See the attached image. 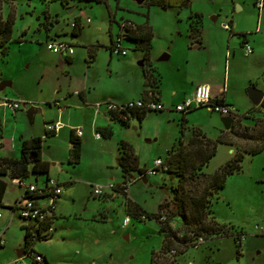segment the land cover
I'll use <instances>...</instances> for the list:
<instances>
[{
	"label": "rangeland",
	"instance_id": "rangeland-1",
	"mask_svg": "<svg viewBox=\"0 0 264 264\" xmlns=\"http://www.w3.org/2000/svg\"><path fill=\"white\" fill-rule=\"evenodd\" d=\"M69 1L70 5L67 6L66 2L62 3L60 0H0V17L6 19L12 15L14 18L8 51L4 55L0 54V81L11 80L12 84L0 90V96L3 99L5 93H8L9 98L21 102L25 117L19 122L18 130L21 134L25 135L27 131H32L35 135L44 132L42 115L55 116V106L50 105V102L54 103L55 99H59L55 88L59 85L66 87L70 82L62 65L59 69L48 67V79L41 77L45 64L41 63L39 52L48 66L55 65L59 57V53L50 50L46 43L45 27L49 13L58 18V21H55L58 30L71 32V21L75 14L81 12L83 27L81 32L75 35L79 43L73 45L77 53L85 51L84 47L90 44L89 42H101L102 46L92 66L93 75L95 73L99 79L97 92L100 93L105 89H118L123 81L121 73H124L126 82L128 78H132V84L136 81L135 72L143 75V65L140 62L144 61L145 54L141 50H134L135 42L131 39L122 37V47L127 50V54L113 52L110 62V50L105 46L111 43L110 20H113L115 13L116 20L112 22L115 38L123 31L117 22L122 24L130 21L135 25L148 23L152 27V47L145 65L149 68L153 61L155 66L167 69L173 65L177 52H181L184 41L190 40V14L195 8H200L204 11L203 36L215 43L222 41L224 46H228V39L231 37L227 56L229 60L225 64L224 77L221 73L219 80L225 84L229 98L238 104L240 111L249 115L242 123L252 125L253 117H264V108L259 104L253 105L248 96V90L252 86L264 91V0L261 8L256 5L258 0H192V4L182 6L176 3L148 4L146 0L141 3L136 0ZM72 6H75L73 11L70 9ZM231 19L237 29L232 35L230 30L224 27V23L230 22ZM243 29L252 32L249 37L256 48L254 53L247 54L241 45L242 36L238 33ZM18 37L26 39L15 40ZM171 52V58L160 59ZM73 66L72 72L82 74L86 62L82 60ZM222 68L223 65L220 64L219 69ZM177 81L178 78L172 76L171 84L174 85ZM73 83L74 79L71 80V84ZM31 106L36 110L33 122H30L27 116V110ZM12 112L10 109L11 115ZM179 113L181 117L182 113ZM151 120L150 117L147 118L143 125L148 130L150 127L158 129L160 134L156 135V139L148 140L150 135L140 132L138 123L135 124L138 131L133 127L129 130H119L118 133L122 132L133 138L139 163L149 168L153 165L154 158H165L167 150L172 148L175 134H180L182 128L173 118ZM188 124L186 134L192 131L193 125H201L203 132L213 139L222 133L221 128L224 126L221 114L212 112L207 107L193 111ZM227 136L241 147L251 144L233 133ZM117 139L118 135L115 134L111 140H107L113 144L103 146V151H115ZM89 141L86 158L88 163L81 165V168L77 167L80 173L77 171L75 174L77 180H85L88 183L77 184L75 202L72 196L66 195L69 187L65 188L67 198H63V204L66 213L55 219V229L49 238L36 241L35 250L46 255L49 264H151L152 253L159 251L162 246L163 233L160 232V222L155 218L142 219L129 213L130 221L125 227L123 221L127 215L126 196L122 193L114 197L92 194L90 184H102L105 182L104 177L106 181L110 180L109 176L113 172L111 173L109 168L106 169L103 163L93 165L95 140L91 138ZM60 147L63 151L62 145ZM48 150L46 147V151ZM235 151V146L218 143L216 154L203 171L213 174ZM241 164V169L229 174L225 185L210 198L211 214L215 216V220L229 227L234 234L238 233L240 240H236L231 234H211L208 239L189 246L178 256L177 264H264V149L255 154L246 152ZM57 173L61 177L65 175V171L61 170L58 164L52 166V175ZM117 174L121 176L119 171ZM133 175L135 178L129 183V197L147 212H156L178 182L177 176L162 170L147 175V181L138 173L134 172ZM205 182L206 178L201 176L198 181L188 182L185 186L200 193ZM21 191L22 189L13 185L9 179L6 204L0 206V213L3 215L0 218V234L4 240V245H0V264L32 263L31 255L18 253L25 247V230L21 221L14 218L9 223L12 216L10 206ZM173 226L182 231L180 222L173 221ZM171 254L173 253H168L161 260L170 259ZM40 264H45V261Z\"/></svg>",
	"mask_w": 264,
	"mask_h": 264
},
{
	"label": "crops",
	"instance_id": "crops-1",
	"mask_svg": "<svg viewBox=\"0 0 264 264\" xmlns=\"http://www.w3.org/2000/svg\"><path fill=\"white\" fill-rule=\"evenodd\" d=\"M66 3L67 6L70 5L69 0ZM189 4H192V0H190ZM74 9L75 6H72V11ZM195 13H199L201 15V25H200L201 30L199 33L193 35L190 32V23L192 21L191 17ZM47 16L48 17L46 18V27H45L47 31L46 43L47 41L52 39L67 41L72 46L75 45L76 43H79L75 39L77 37H75V35L72 34V29L74 27V23L76 19L83 27V18L80 11L79 13L74 15L73 21H71L70 24V26L72 27L71 32H69L68 30H63V31L58 30L57 26L55 25V21L57 22L58 18L52 16V14L50 13ZM203 18H204V11L202 9L195 8V10H192V14H190V22H189L190 42L184 41L182 50L181 52L179 51V53L177 52L176 58L174 59L173 65L171 67L167 69L166 68L163 69L161 67L155 66L153 64V61H151L152 62L151 66H153L155 73L160 76V83L158 87L145 84L146 79L143 69V75H140L139 72H135L134 77L136 81H133L134 84H132L130 81V79L132 78L130 79L128 78L126 82L125 79L123 78L124 73H121V78L123 81L121 82L120 86L118 84L119 86L118 89H105L100 93L97 92L99 79L95 76V73L93 75L92 66L96 62L98 52L100 51V46L97 48L91 60L88 49V45L90 44L101 43L97 40H96L97 42H89L90 44L85 45L84 47L85 51H81V53H77L75 50L71 55H63L57 53L59 57L56 59L55 65L51 64L48 66L46 64L47 62L44 59L42 53L39 52L38 56H40L41 58L40 61H42L41 62L42 64H45V67L41 70L42 78L46 77L48 79L49 76L48 67H54L59 69L61 68L62 65L64 67L63 70L67 72L69 76L70 82L67 84L66 87L59 85L57 86V88H55L59 95V99H55L54 103H51L49 100L50 105L55 106V116L46 117L42 115L41 119L44 126L43 128L44 132L37 135L33 134L32 131H27L25 135L21 134L22 132H19L20 131L18 130L19 122L25 118L24 113L21 110V106L18 109L15 110L12 109L13 112L11 115L10 114L11 108L4 104L5 99L9 98L8 93H5L3 99L0 96V129L2 130L3 135L5 137V146L3 150L0 152V168L6 171V173H0V179L6 181L7 183L6 190L4 192L2 199L3 205L5 206L6 204L5 196L9 186V179H11V183L13 185L20 187L22 189L21 193L15 197V201H16L25 192V185L27 183H35L38 186H43L46 184L48 178H54L61 184L62 187V192L56 200V207L54 210L53 217L50 220V223L53 225L54 228L55 219H57L59 215H64L66 213L65 206L63 204V198L65 197L67 198V196L68 197L72 196L75 202L74 193L77 188V184L82 183L85 185L88 183L85 180H77L75 178V174L77 173V171L79 172L80 170L77 169V167L79 168L81 165L84 166L85 163H88V161H86V158H87V144L90 143L89 140L91 138L95 140L94 141L95 157L94 160L92 161L93 165H99V163L100 164L103 163L102 165L105 166L106 169L109 168V171H111V173L113 172V174H110L109 176L110 180L106 181L104 177L103 180L105 182H103L102 184L106 185L109 184L110 182H113L117 185L122 184L124 181V176L122 174L121 167L118 165V157L121 154L119 142L123 139L130 142L134 147V149L135 146H134L133 138L123 134L122 132L118 134L119 130H123V129L129 130L130 128L134 127L138 131L135 125L136 123H138L140 126L139 127L140 132H143V134L146 135L147 134L150 135V138L148 140H152L153 138L156 139L157 138L156 135L157 134L159 135L160 132L158 131L157 128H153L155 129V131L151 127L150 130L144 128L143 123L147 118L150 117V119H152L151 121L173 118V120L174 121L177 120V122H179L178 124H180L182 127L181 120L183 117H185V127L183 128L184 132L182 133V128H180L179 131L180 134H175L173 138L174 141L172 142L171 147L178 144V140L180 137H182L184 142H187L193 133L191 131L189 134H186V129L189 128L188 122L190 119V114L198 109L204 107H207L209 109V107L200 106L191 109L188 112H181L175 110L174 106L177 103H180L185 97L192 94L197 84L200 83L209 84L211 87V95L214 100H223L224 102L233 105L236 108L238 114L242 113L238 107V104H235L233 100L229 98L228 90L225 84L220 82L219 80V76L221 73H223V77H224L225 64L226 61L229 60V57L227 56L230 51L231 37H229L228 39L229 41L228 46H224L225 44L222 41H220L219 43H215L211 41L210 38H206L205 36H203V27H202ZM115 20H116V13L113 16V20L112 21L110 20L111 43L105 46V48L110 50V62L112 61V57H113V51L111 50L110 46L112 44V41L115 39L114 25L112 22H114ZM230 21L233 32L237 31V29L233 25V19H231ZM117 23L119 25V28H121L120 22ZM136 25L133 24V26ZM42 26L43 25L41 23V27ZM241 32L247 33L246 37L240 40L242 47L244 48L243 46L244 43L248 42L253 47L252 53H254L256 48L255 45L251 42V37H249V34H251L252 32H248V30H244V29L241 30ZM25 39L26 38H23V40ZM122 42H123V38H122ZM134 50L143 51L142 49H136L135 47ZM172 55L173 52H171L170 55H168V57L165 59L171 58ZM164 57L165 56H162L160 57V59H164ZM82 60H85L86 62L84 72L82 74L79 72H74V71L72 72L74 63H78ZM220 64L223 65L222 69H219ZM172 76H176L178 78L177 83H175L174 85H172L170 82ZM73 79L75 83L71 84V80ZM124 89L127 91H124ZM139 98H154L162 102L166 106V109L160 111L148 110L144 114L143 118H139L137 114L138 110L133 111L129 120L126 121L127 124H123L121 121H119L114 117V114L111 111H109V109L105 104L107 101L125 103L129 100H135ZM97 104H100V106L97 107ZM35 112L36 110L34 108V115ZM179 112L182 113L181 117L179 116L180 114ZM9 114L11 115L12 118L10 117ZM221 116L223 117L225 115H221ZM35 117L36 115L33 117V119H35ZM53 121H60L62 123V127L57 131H49L46 125L48 122H53ZM77 126L82 127V131L80 133H77L75 131V127ZM222 127H223L221 128L222 131L228 130L224 126ZM194 128L200 129L204 134L206 133L203 132L204 130L201 127V125L200 126L193 125V129ZM97 133L100 134L99 137L97 136ZM115 134L118 135L116 150L115 151L111 150V152H104L103 146L112 145L113 143L107 140H111ZM33 136H41L43 138L42 160H44L47 163V171L36 172L32 169L33 163H31L29 165L30 173L28 177H24V178L15 177V178H20L22 180V184L19 185L13 181L14 177H12V175L10 174V170L5 167L3 162H5V160L8 158H19L21 155V147L23 140L30 139ZM72 136H76L82 140L81 158L78 163H72L69 160L70 148L72 146ZM61 145L62 148H64L63 151H61L60 149ZM46 147H48L49 149L48 151H46ZM169 150H167V152ZM57 164L58 166H60L61 170L65 171L64 173L65 175L62 177L59 173H57L55 176L52 175V166H56ZM65 164L66 167H64ZM140 165L142 166L141 162ZM118 171L121 173V176H118L117 174ZM135 173L138 172L136 171ZM146 176H144L145 181H147ZM129 183L130 181L127 183L128 196H129ZM90 185L92 186L93 184ZM66 187H69L68 188L69 191L68 192L66 191L67 196H65ZM118 193H122L119 190V186L115 190H108L104 195L107 197L108 196L114 197ZM126 210H127V215H129L127 205H126ZM13 213L14 212L12 210V215ZM2 216L3 215L1 213L0 218ZM14 218H12L11 216L9 223ZM53 231L48 235V238L49 236L52 235ZM44 256L47 258L46 255Z\"/></svg>",
	"mask_w": 264,
	"mask_h": 264
},
{
	"label": "trees",
	"instance_id": "trees-1",
	"mask_svg": "<svg viewBox=\"0 0 264 264\" xmlns=\"http://www.w3.org/2000/svg\"><path fill=\"white\" fill-rule=\"evenodd\" d=\"M51 1V0H42ZM62 3L68 0H60ZM106 1V0H97ZM148 4H189L190 0H146ZM190 23V32L195 35L201 30V15L195 13ZM14 18L9 15L6 19L0 17V54H6L8 51V43L12 39ZM127 22V21H126ZM123 24L121 26L122 37L131 39L135 42L136 49H142L145 54L144 58V74L145 84L158 87L160 83V76L155 73L153 66L146 67L145 61L149 57V53L152 47L153 30L148 23L137 24L131 26L129 24ZM81 24L76 19L74 27L72 29L73 35H78L81 32ZM229 30L232 33V25L230 21ZM242 38L246 37L245 32L238 33ZM22 41L23 38L18 37L15 39ZM113 43V41H112ZM102 44H90L88 45L90 60L93 58L97 48ZM112 50V44L110 46ZM224 102L223 100H218ZM264 108V98L259 104ZM133 113V112H132ZM145 110H138L139 118H143ZM249 117L247 113H240L237 117H234L233 123L228 130H223L222 133L215 139L207 137L198 128L192 130V136L187 142H184L182 137L179 138L178 144L173 146L166 154L164 162L167 168L162 170L169 172L178 177V182L171 189V195L163 201L159 209L156 212H147L139 204L134 202L129 196L128 192H122L126 196V205L129 213L140 216L142 219L145 217L155 218L160 222V232L163 233L162 246L159 251H154L151 257V264L157 262H165V264H177V258L182 254L189 246L196 245L203 239H208L209 235L224 236L233 235L237 240V234L230 231L229 227L219 223L215 220V216L212 215L210 209L211 196L221 189L226 182L229 174L238 171L242 167V160L246 152L255 154L264 149V117H253L254 123L252 125L243 124L242 120ZM121 121L123 124H127L126 121ZM182 133L185 127V117L181 120ZM233 133L236 137L245 140L250 145L241 147L233 139L228 138V134ZM42 140L41 136H33L30 139L23 140L21 147V155L19 158H8L5 160L4 165L10 170L12 177H28L30 173L29 165L33 163V170L36 172L47 171V163L42 160ZM218 143H225L236 147V151L233 156L221 165L213 174L203 171V168L209 163L210 159L216 154ZM121 154L118 157V165L121 167L122 174L124 176L123 183L127 184L134 177L133 173L138 172L146 176L147 168L141 166L139 158L135 152L132 144L126 140L119 142ZM82 140L76 136H72V146L70 148L69 160L72 163H78L81 158ZM0 173H6L4 169L0 168ZM142 176V177H143ZM204 176L206 182L200 193H197L191 189H187L185 186L188 182L198 181V179ZM135 178V177H134ZM6 181L0 179V206H4L2 203L3 195L6 190ZM13 209V206H10ZM211 216V218H210ZM176 221L181 223L182 231L175 229L172 222ZM25 230L24 241L25 247L23 252L31 255L32 251H35L34 244L37 240L47 239L48 236L40 235V229H36L37 237L33 238L31 231H28L27 226H23ZM168 253L172 257L170 259L161 260L162 257L167 256ZM45 264H49V261L44 256ZM161 260V261H160ZM31 264L36 263V260L32 257Z\"/></svg>",
	"mask_w": 264,
	"mask_h": 264
},
{
	"label": "built area",
	"instance_id": "built-area-1",
	"mask_svg": "<svg viewBox=\"0 0 264 264\" xmlns=\"http://www.w3.org/2000/svg\"><path fill=\"white\" fill-rule=\"evenodd\" d=\"M256 5L261 8L263 6L262 0H258ZM125 24L123 22L121 25ZM133 26L129 21L126 22ZM224 27L229 29L230 22L226 21ZM244 49L247 54L253 52V47L248 43H244ZM47 47L53 52L60 53L63 55H71L74 52L73 46L62 40H49L47 41ZM112 51L117 53L126 54L127 50L122 47V36L119 34L117 38L113 40ZM4 104L9 106L11 109L15 110L21 106L19 100L14 99H5ZM107 108L114 114V117L118 120L128 121L132 112L136 110H154L160 111L166 109V106L154 99V98H139L135 100H129L125 103H117L113 101H107ZM100 104H97L99 107ZM200 106H208L210 110L218 112L221 115L237 117L238 112L233 105H230L226 102H220L214 100L211 95V87L209 84L200 83L197 84L193 93L185 97L180 103H177L174 106V109L181 112H188L191 109ZM49 131H57L62 127L60 121L48 122L46 125ZM75 131L80 133L82 131L81 126L75 127ZM99 137L100 134L97 133ZM5 146V137L2 130L0 129V152ZM167 168L166 163L162 157H157L153 161V165L150 168H147L146 174H153L160 170ZM143 174H140L142 177ZM13 181L19 185L22 184L20 178H14ZM119 186L122 192L128 191L127 184L122 183L117 185L113 182L109 184H95L92 185V194L96 196H101L105 194L108 190H115ZM62 192L61 184L54 178H48L46 184L43 186H38L35 183H27L25 185V192L15 201L13 205V215L12 218H17L21 221V226H27L31 231L33 238L37 237L36 229H40V235L48 236L53 231V225L50 223V220L53 217L54 210L56 207V200ZM1 216V213H0ZM130 217L127 215L123 221V225L127 226L129 224ZM173 225V222H172ZM237 238L240 240L239 235ZM238 240V241H239ZM4 244L2 235L0 234V245ZM31 256L36 263L43 261L44 255L38 251H32Z\"/></svg>",
	"mask_w": 264,
	"mask_h": 264
},
{
	"label": "water",
	"instance_id": "water-1",
	"mask_svg": "<svg viewBox=\"0 0 264 264\" xmlns=\"http://www.w3.org/2000/svg\"><path fill=\"white\" fill-rule=\"evenodd\" d=\"M138 3L143 2L144 0H136ZM70 9L72 10V7H70ZM168 55H165L164 58H167ZM141 65H144V61L142 60L140 62ZM12 82L11 80H2L0 81V90H3L6 86L11 85ZM248 96L252 102L253 105H258L261 103V101L264 98V91L256 86H252L251 88H249L248 90ZM27 116L29 118V120L32 122L33 117H34V107L31 106L28 110H27ZM233 117L231 116H223L222 120L224 123V126L226 129H230L232 123H233ZM23 251H19L18 253L21 254Z\"/></svg>",
	"mask_w": 264,
	"mask_h": 264
},
{
	"label": "flooded vegetation",
	"instance_id": "flooded-vegetation-1",
	"mask_svg": "<svg viewBox=\"0 0 264 264\" xmlns=\"http://www.w3.org/2000/svg\"><path fill=\"white\" fill-rule=\"evenodd\" d=\"M239 234L237 233V236H238Z\"/></svg>",
	"mask_w": 264,
	"mask_h": 264
}]
</instances>
